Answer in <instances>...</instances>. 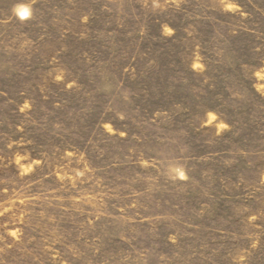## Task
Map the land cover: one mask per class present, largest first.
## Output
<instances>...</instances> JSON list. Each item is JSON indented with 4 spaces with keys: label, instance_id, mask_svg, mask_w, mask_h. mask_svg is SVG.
Segmentation results:
<instances>
[{
    "label": "rangeland",
    "instance_id": "rangeland-1",
    "mask_svg": "<svg viewBox=\"0 0 264 264\" xmlns=\"http://www.w3.org/2000/svg\"><path fill=\"white\" fill-rule=\"evenodd\" d=\"M0 264H264V0H0Z\"/></svg>",
    "mask_w": 264,
    "mask_h": 264
},
{
    "label": "clouds",
    "instance_id": "clouds-1",
    "mask_svg": "<svg viewBox=\"0 0 264 264\" xmlns=\"http://www.w3.org/2000/svg\"><path fill=\"white\" fill-rule=\"evenodd\" d=\"M19 15L21 16V18H24L28 15V12L26 9H20L19 10Z\"/></svg>",
    "mask_w": 264,
    "mask_h": 264
}]
</instances>
